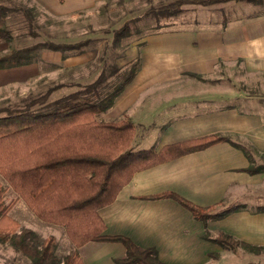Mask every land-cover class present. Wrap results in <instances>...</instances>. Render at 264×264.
I'll return each instance as SVG.
<instances>
[{"label":"crops","instance_id":"obj_1","mask_svg":"<svg viewBox=\"0 0 264 264\" xmlns=\"http://www.w3.org/2000/svg\"><path fill=\"white\" fill-rule=\"evenodd\" d=\"M88 5L77 0L68 12ZM7 48L0 45V53ZM89 52L62 59L58 51H43L33 64L0 68V77L22 72L6 83L1 80L0 87L42 75L40 64L67 68L88 62L94 57ZM125 54L138 56L139 68L113 106L98 117L115 112L129 118L134 124L133 149H159L222 134L249 142L256 151L253 165L260 170L248 172V157L225 141L140 170L112 203L98 210L104 232L154 247L167 264H213L217 257L211 255L224 251V246L204 239L206 231L212 238L224 233L264 245V212H255L264 205V9L231 18L169 23L140 36ZM223 66L239 68L243 88L230 86L233 81L224 77ZM167 191L200 206L221 202L245 207L204 224L174 199L151 197ZM77 250L84 264H115L114 259L124 254L123 246L114 242L90 241Z\"/></svg>","mask_w":264,"mask_h":264},{"label":"trees","instance_id":"obj_2","mask_svg":"<svg viewBox=\"0 0 264 264\" xmlns=\"http://www.w3.org/2000/svg\"><path fill=\"white\" fill-rule=\"evenodd\" d=\"M220 1L229 0H175L150 7L143 16L144 19L148 16L158 20L161 16L178 13L184 3L207 5ZM241 1L264 5V0ZM8 11L9 8L0 2V41L9 43L12 35L6 25ZM136 20L126 22L115 30L113 43L126 36ZM81 46L79 42L45 41L10 49L0 54V68L36 62L39 60L38 51L43 49L60 51L64 59L83 52L79 50ZM71 50L75 52L70 53ZM51 66L58 67L57 64ZM130 66L128 74L104 96L95 94L97 96L92 98L77 92L48 101L52 91L45 92L42 96L30 99L21 108L5 107L4 114L0 115V177L39 220L62 226L73 245L70 253L58 256L53 236L41 240L34 230L21 226L8 214L10 204L3 201L5 187L0 182V242L9 243L17 253L27 256L32 264H84L77 248L90 241L120 243L124 254L114 259L115 264H167L159 259L154 247H140L123 234L105 233L106 224L98 210L115 200L135 172L218 142H229L242 150L250 159V165L246 168L248 172L260 170L252 162L253 146L222 134L165 144L159 149H133L130 144L134 136V124L129 118L117 121L98 118L100 113L112 106L115 97L131 81L139 68V58H135ZM104 78L103 72L85 90L97 91ZM35 105L39 108H32ZM151 197L174 199L204 224L245 207L242 204L222 206L221 202L200 206L173 191ZM255 212H264V205L255 207ZM204 239L229 246L232 251L239 245L251 253L264 251V246L250 245L224 233L212 238L206 231ZM211 256L217 257L218 254Z\"/></svg>","mask_w":264,"mask_h":264},{"label":"rangeland","instance_id":"obj_3","mask_svg":"<svg viewBox=\"0 0 264 264\" xmlns=\"http://www.w3.org/2000/svg\"><path fill=\"white\" fill-rule=\"evenodd\" d=\"M86 1H89L87 7L68 12L77 0H67L66 2H59L58 0H0L1 4L9 8L6 25L12 35L11 42L0 41L2 43L0 45L8 47L4 52L45 41L55 43L79 42L82 45L79 50L91 51L88 54L94 56L88 62L78 63L67 68L56 63L59 68L53 71H51L53 69L51 65L40 64V69L43 71L42 75L25 82L4 84V87H0V115L4 114L5 107L21 108L30 99L42 96L45 92L50 93L52 91L47 98L48 101L77 92H82L92 98L97 96L95 94L104 96L111 92L128 74L130 65L135 61V58H129L125 54L128 49L132 44H135L139 36L155 32L157 26L182 21L219 19L223 16L231 18L241 14H255L264 9V5L241 0L213 2L207 5L184 3L178 13L172 16H161L156 20L148 16L147 19H144V12L150 7H158L175 0ZM133 19L138 20L131 24L126 36L120 38L117 43H113L114 31ZM135 32L141 33L136 34ZM48 50H39L38 53L42 54L43 51ZM74 52L71 50L70 53ZM29 64H33V62L25 65ZM107 64L110 65L109 70L105 68ZM224 67L220 69L225 78L229 77L233 81L229 82L230 86L243 88L239 68L227 70ZM103 72L105 78L96 88L97 91H86L85 87L96 81L100 76L99 74ZM21 74L22 72L17 70L4 72V77H0V81L4 79V83H6L14 77L19 78ZM23 91L26 93L20 94ZM32 108H39V106L35 105ZM111 115L98 118L109 121L122 119V116L120 114L115 115V112ZM238 141L249 144L244 140L238 139ZM251 153L254 155L256 151H251ZM253 159L254 156H252V162ZM0 182L5 187L3 201L10 204L8 214L21 226L34 230L41 240L50 235L53 236L56 243L55 252L58 256L70 253L73 245L71 246L63 227L39 220L1 177ZM250 245L255 244L250 243ZM223 250L218 253L217 260L213 264H264V251L251 253L240 245L235 251H232L229 246H224ZM0 264H32V262L27 256L17 253L9 243L0 242Z\"/></svg>","mask_w":264,"mask_h":264}]
</instances>
